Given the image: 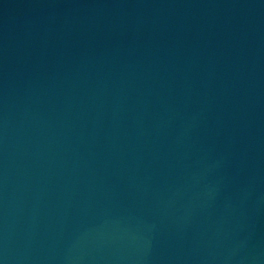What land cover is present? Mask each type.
I'll use <instances>...</instances> for the list:
<instances>
[{
  "label": "water",
  "instance_id": "obj_1",
  "mask_svg": "<svg viewBox=\"0 0 264 264\" xmlns=\"http://www.w3.org/2000/svg\"><path fill=\"white\" fill-rule=\"evenodd\" d=\"M0 264H264V0H0Z\"/></svg>",
  "mask_w": 264,
  "mask_h": 264
}]
</instances>
